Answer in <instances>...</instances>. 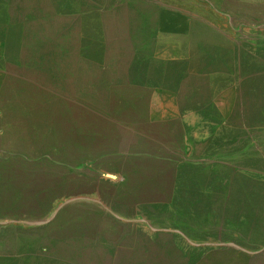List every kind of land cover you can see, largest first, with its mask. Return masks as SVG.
Returning <instances> with one entry per match:
<instances>
[{
    "label": "rangeland",
    "instance_id": "374dc122",
    "mask_svg": "<svg viewBox=\"0 0 264 264\" xmlns=\"http://www.w3.org/2000/svg\"><path fill=\"white\" fill-rule=\"evenodd\" d=\"M135 1L0 0V264H264V0Z\"/></svg>",
    "mask_w": 264,
    "mask_h": 264
},
{
    "label": "crops",
    "instance_id": "0c3cea01",
    "mask_svg": "<svg viewBox=\"0 0 264 264\" xmlns=\"http://www.w3.org/2000/svg\"><path fill=\"white\" fill-rule=\"evenodd\" d=\"M101 4H105L108 2H105L106 0H97ZM118 3V8L116 11L123 12L126 14V16H120L118 17L117 21L123 25L129 26L127 28L128 34L132 37L130 38V47L133 48H142V44L140 41H136L135 38H133V34L136 32V26L139 27H146L151 28V26L156 24L157 16L156 13L151 11H144V9L139 5V3L133 2L131 4L127 3L126 0L120 1L116 0ZM129 4V5H126ZM129 11L130 15L129 18H127V11ZM136 11V12H135ZM142 42H146L144 49H151L153 43L155 41L150 38H144ZM196 57L198 58V63L194 64L195 66H189L188 64H185L183 66V82L193 84L195 87L197 85L206 87L205 83L209 82H223L226 77L225 73L232 72L233 68V62H232V53L230 51L217 49V48H208L206 47H200V52L197 54ZM189 68H192L190 70ZM195 71V73H193ZM197 74V75H196ZM230 80V78H228Z\"/></svg>",
    "mask_w": 264,
    "mask_h": 264
}]
</instances>
